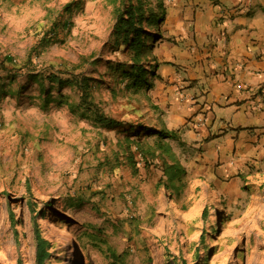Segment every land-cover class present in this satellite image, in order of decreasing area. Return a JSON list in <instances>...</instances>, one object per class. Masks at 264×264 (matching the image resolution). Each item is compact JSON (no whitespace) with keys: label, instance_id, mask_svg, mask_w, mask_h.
Here are the masks:
<instances>
[{"label":"rangeland","instance_id":"374dc122","mask_svg":"<svg viewBox=\"0 0 264 264\" xmlns=\"http://www.w3.org/2000/svg\"><path fill=\"white\" fill-rule=\"evenodd\" d=\"M127 2L0 0V61L13 60L0 66V264H35L33 222L43 264H116L110 250L122 264H264V153L218 176L217 187L208 170L194 173L201 149L185 139L190 116L163 141L167 160L186 172L174 191L157 180L158 160H141L132 144L151 149L155 139L126 136L129 125L170 128L151 92L123 77L130 57L113 27ZM140 2L159 15L155 0ZM143 28L157 34L141 60L154 87L163 22ZM29 74L84 77L87 100L45 81L46 100ZM183 81L201 93L200 80Z\"/></svg>","mask_w":264,"mask_h":264},{"label":"crops","instance_id":"0c3cea01","mask_svg":"<svg viewBox=\"0 0 264 264\" xmlns=\"http://www.w3.org/2000/svg\"><path fill=\"white\" fill-rule=\"evenodd\" d=\"M168 1L164 63L150 92L169 130L192 116L185 139L201 149L194 173L208 170L220 187L219 177L264 153V0ZM183 80H200L201 93L183 90Z\"/></svg>","mask_w":264,"mask_h":264},{"label":"trees","instance_id":"16d2710c","mask_svg":"<svg viewBox=\"0 0 264 264\" xmlns=\"http://www.w3.org/2000/svg\"><path fill=\"white\" fill-rule=\"evenodd\" d=\"M127 4L123 7L122 10L116 12L115 16V25L113 27V33L116 37L121 39V45L125 52L129 53V63L125 65L126 70L123 72V77L130 81V86L133 90H141L147 88L148 91L151 90L152 86L150 84H146L144 80V74L146 73L144 67L141 64V60L146 58L147 53H149L150 47L148 46L151 41H155L157 34H154L152 31L143 28V25L148 26L152 29L154 26L158 28L164 21V8L162 4V0H155V5L157 10H159V15H155L152 10L142 8V4L140 0L136 1L134 5L131 3L133 0H127ZM8 63L12 65L13 60L9 56H4V58L0 61V66L4 67V64ZM13 69V68H12ZM151 73V72H147ZM31 78L34 80L39 86L40 90L43 94H45L46 100L51 94V91L44 90L45 81L50 85L56 84L55 88L60 93V87L67 86L73 87L78 90L82 101L87 100L89 86L87 84V80L84 77H77L72 79L62 80L55 75H48L47 80L44 76H40L39 74H29ZM1 90V87H0ZM4 93V92H3ZM2 93V94H3ZM61 96V94H59ZM82 106H85L84 103L81 102ZM89 107V106H88ZM90 108V107H89ZM127 137H135L140 140L141 137L154 138L153 147L147 148L146 150L141 148V145L138 144V141L132 142L135 146V150L139 152L140 159L144 161L147 159L148 155L152 162L158 160L160 164V174L157 178L159 182H165V184L170 183V186L176 191V186L179 184L180 180L183 176H186V172L181 168L180 164L177 161H168L166 155H168L169 150L163 141L167 139L175 140V133L172 130H164L159 128H147L143 125L132 126L129 125V129L126 132ZM150 149V150H149ZM123 151L129 153V147L125 146ZM127 158L132 160V153L127 154ZM157 158V159H156ZM155 159V160H154ZM131 163H133L131 161ZM156 180V181H157ZM165 187V185H162ZM78 201V200H77ZM51 203L47 202L44 206L48 207ZM80 204V201H79ZM55 213V212H54ZM38 215L42 214V211L37 213ZM35 219V215H33V220ZM34 229V237H35V264H43V260L46 258L47 254L45 252V242L38 234V228L35 222H33ZM109 257H112L116 264L118 263V256L114 252L110 250ZM177 264H187L185 260L180 259Z\"/></svg>","mask_w":264,"mask_h":264},{"label":"bare ground","instance_id":"6f19581e","mask_svg":"<svg viewBox=\"0 0 264 264\" xmlns=\"http://www.w3.org/2000/svg\"><path fill=\"white\" fill-rule=\"evenodd\" d=\"M61 233H63V230L61 231Z\"/></svg>","mask_w":264,"mask_h":264}]
</instances>
